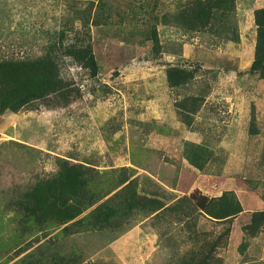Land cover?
I'll list each match as a JSON object with an SVG mask.
<instances>
[{
  "label": "rangeland",
  "instance_id": "rangeland-1",
  "mask_svg": "<svg viewBox=\"0 0 264 264\" xmlns=\"http://www.w3.org/2000/svg\"><path fill=\"white\" fill-rule=\"evenodd\" d=\"M188 1L0 0V61L52 53L68 87L0 111V264H264V230L246 228L264 209V77L250 71L264 0L202 30L178 18ZM77 37L96 75L58 50ZM63 164L95 202L44 220L19 201ZM227 190L244 212L211 220ZM115 195L112 224L80 222Z\"/></svg>",
  "mask_w": 264,
  "mask_h": 264
},
{
  "label": "trees",
  "instance_id": "trees-1",
  "mask_svg": "<svg viewBox=\"0 0 264 264\" xmlns=\"http://www.w3.org/2000/svg\"><path fill=\"white\" fill-rule=\"evenodd\" d=\"M233 6L234 0H189L178 18L180 17L182 21L186 22L191 30L213 28L215 22L223 19V16ZM255 24L257 26V41L255 59L250 71L264 77V7L255 11ZM156 41H158L157 38ZM51 48V52H54L53 46ZM58 50H64L68 55H72L75 61L91 70V75L97 74L98 61L92 45L85 42L84 38L77 37L73 43L66 46L61 45ZM59 60L57 56L49 53L37 59L0 61V111H16L34 99L43 98L51 93L64 94L68 87L60 77ZM175 70L177 69L173 68L172 72ZM179 73L178 76L183 75L181 74L183 72ZM64 165L56 176L38 183L32 190L23 193L22 196L25 199H21L20 204L31 212L39 211L44 220L51 218V220H58L60 223L73 220L90 207L95 201L85 192L89 179L86 177V172L75 166L64 167ZM125 191L123 189L121 195L125 198L126 203H130V199L124 196ZM116 197L118 196L115 195L113 198L107 199L103 206H98L89 216L80 219V222L88 221L90 229L95 227L92 223L94 218L97 219V225L101 224L102 220L108 221V226L112 224L110 218L118 210L117 205L112 204ZM262 199L264 201V195H262ZM104 206L106 210L103 209ZM96 211L97 214L94 216ZM243 212V205L235 191L227 190L220 196L209 198L203 214L216 222L231 223ZM250 221L251 223L247 224L246 228L253 236L263 231L264 209L253 211ZM110 227H114V225ZM230 231L231 226L225 232L229 233ZM218 241H220L219 236L210 243L207 242L209 249L206 251L209 257L213 255ZM198 254L197 251L194 253V255ZM191 258L194 259V257ZM182 264L189 263L184 261Z\"/></svg>",
  "mask_w": 264,
  "mask_h": 264
}]
</instances>
